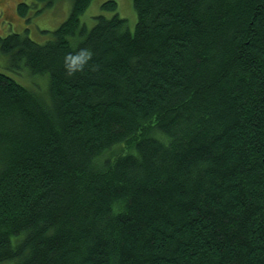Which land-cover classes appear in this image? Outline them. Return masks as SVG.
<instances>
[{"label":"trees","instance_id":"obj_1","mask_svg":"<svg viewBox=\"0 0 264 264\" xmlns=\"http://www.w3.org/2000/svg\"><path fill=\"white\" fill-rule=\"evenodd\" d=\"M90 1L0 37V264H264V0Z\"/></svg>","mask_w":264,"mask_h":264},{"label":"rangeland","instance_id":"obj_2","mask_svg":"<svg viewBox=\"0 0 264 264\" xmlns=\"http://www.w3.org/2000/svg\"><path fill=\"white\" fill-rule=\"evenodd\" d=\"M33 1L34 0H0V37H4L12 32L22 33L27 29V33L32 39L41 42L49 36V32L44 29H54L67 17L72 5V0H61L39 12H35L40 4L37 2L35 5H32ZM103 1L105 0H91L87 9L81 14V20L88 27L93 24L94 16L99 12L109 14V11L106 12L101 9ZM115 1L117 3L119 15L126 19L127 26L132 31L136 22V11L133 6V0ZM19 2L27 4V13L24 16L19 15L17 12V4ZM0 71L11 75L14 79L26 86L32 84L33 80L36 78H39V76L27 72L24 68L11 69L8 67L7 58L1 51Z\"/></svg>","mask_w":264,"mask_h":264},{"label":"bare ground","instance_id":"obj_3","mask_svg":"<svg viewBox=\"0 0 264 264\" xmlns=\"http://www.w3.org/2000/svg\"><path fill=\"white\" fill-rule=\"evenodd\" d=\"M87 9V8H86ZM103 11V10H102ZM107 12V11H106ZM124 14V13H123ZM96 23V22H95ZM131 29H133V28H131ZM154 125V124H153Z\"/></svg>","mask_w":264,"mask_h":264},{"label":"clouds","instance_id":"obj_4","mask_svg":"<svg viewBox=\"0 0 264 264\" xmlns=\"http://www.w3.org/2000/svg\"><path fill=\"white\" fill-rule=\"evenodd\" d=\"M70 70H74V69H70Z\"/></svg>","mask_w":264,"mask_h":264}]
</instances>
